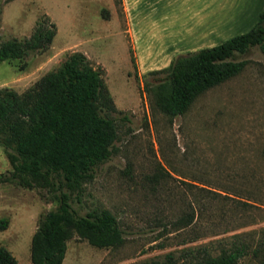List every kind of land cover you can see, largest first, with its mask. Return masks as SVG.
I'll use <instances>...</instances> for the list:
<instances>
[{"label": "rangeland", "instance_id": "obj_1", "mask_svg": "<svg viewBox=\"0 0 264 264\" xmlns=\"http://www.w3.org/2000/svg\"><path fill=\"white\" fill-rule=\"evenodd\" d=\"M42 19L56 25L51 43L27 56L0 60V87L21 92L79 51L101 70L116 107L109 112L117 131L111 154L70 202L80 214L109 209L123 241L97 246L73 235L62 264H139L162 260L168 251L183 264V248L204 245L217 253L235 239L233 234L248 244L240 263L260 264L264 52L259 46L238 54L237 59H247L241 71L198 95L184 114L170 117L153 105L144 87L156 82L149 71L169 62H152L162 58L155 54L159 47L150 39L152 32L141 30L140 38L134 30L133 43L120 0H0V42L29 36ZM7 152L0 145V171L11 168ZM57 192L0 184V245L17 264H32V235L40 217L58 204ZM193 209L190 223H177Z\"/></svg>", "mask_w": 264, "mask_h": 264}, {"label": "trees", "instance_id": "obj_2", "mask_svg": "<svg viewBox=\"0 0 264 264\" xmlns=\"http://www.w3.org/2000/svg\"><path fill=\"white\" fill-rule=\"evenodd\" d=\"M55 33L54 22L39 20L29 36L0 42V60L45 49ZM255 45L264 52V9L249 30L212 46L179 53L167 65L150 70L156 82H145V90L166 115L184 114L198 95L241 71L247 59H237L238 54L249 53ZM129 51L136 67L132 46ZM115 109L101 70L79 51L21 92L0 87V145L8 150L11 164L10 169L0 171V184L58 191V204L40 217L32 235V264H62L67 240L73 235L97 246L123 241V231L109 209L95 207L80 214L70 202L71 194L80 193L92 179L94 168L111 154L117 131L109 112ZM193 218L194 209L181 215L177 223L187 225ZM238 235L233 234L235 239L217 253L204 245L183 248V264H241L248 244L238 241ZM178 261L174 251H168L162 260L139 264ZM0 264H17L3 245ZM260 264H264V249Z\"/></svg>", "mask_w": 264, "mask_h": 264}, {"label": "crops", "instance_id": "obj_3", "mask_svg": "<svg viewBox=\"0 0 264 264\" xmlns=\"http://www.w3.org/2000/svg\"><path fill=\"white\" fill-rule=\"evenodd\" d=\"M120 1L125 30L135 45L134 30L140 38L141 30L152 32L150 39L159 47L155 54L162 57L152 62H170L176 54L212 46L245 32L264 9V0Z\"/></svg>", "mask_w": 264, "mask_h": 264}]
</instances>
